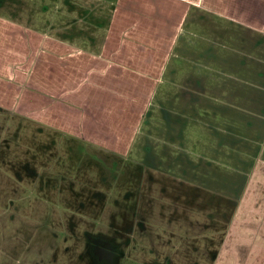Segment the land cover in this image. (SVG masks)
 <instances>
[{
  "label": "crops",
  "instance_id": "crops-1",
  "mask_svg": "<svg viewBox=\"0 0 264 264\" xmlns=\"http://www.w3.org/2000/svg\"><path fill=\"white\" fill-rule=\"evenodd\" d=\"M20 1L13 3L23 8ZM18 6L0 0V106L32 115L82 141L83 148L121 158L135 152L151 127L168 75L173 73L170 82L182 90H202L214 85V74L222 70L216 65H229V55L242 53L245 41L264 56V0H83L82 33L71 32L70 17L36 21ZM190 69L198 72L184 75ZM200 98L180 97L170 100L174 108L158 109L191 120L194 113L182 103L194 107ZM254 105L257 130L221 126L224 144L232 149L222 159L215 154L209 161L204 153L196 158L185 149L188 138L181 128L174 146L165 141L153 148L150 138L145 145V162L153 168L229 198L232 209L218 215L226 227L212 264H264V102ZM215 163L243 171L220 179Z\"/></svg>",
  "mask_w": 264,
  "mask_h": 264
},
{
  "label": "rangeland",
  "instance_id": "rangeland-1",
  "mask_svg": "<svg viewBox=\"0 0 264 264\" xmlns=\"http://www.w3.org/2000/svg\"><path fill=\"white\" fill-rule=\"evenodd\" d=\"M13 2L7 5L18 6ZM22 6L18 9L36 21L70 17L71 32H83V0H23ZM232 43L240 46L239 40ZM260 55L245 41L242 53L229 55V65H216L222 70L214 74V85L202 90H182L170 82L173 73L168 75L153 105L151 127L135 152L118 157L122 167L111 164L115 156L109 152L83 148L82 141L32 115L0 106V264H212L226 227L218 215L232 209L229 198L153 168L145 162V145L150 138L153 148L165 141L174 146L181 128L188 138L185 149L196 158L204 153L212 161L215 154L217 160L231 154L222 125L235 124L242 132L258 129L254 103L264 102ZM193 72L198 71L184 75ZM188 96L201 97L194 107L182 103L194 113L191 120L158 109L170 110V100ZM215 165L221 167L214 172L220 179L243 171Z\"/></svg>",
  "mask_w": 264,
  "mask_h": 264
},
{
  "label": "flooded vegetation",
  "instance_id": "flooded-vegetation-1",
  "mask_svg": "<svg viewBox=\"0 0 264 264\" xmlns=\"http://www.w3.org/2000/svg\"><path fill=\"white\" fill-rule=\"evenodd\" d=\"M97 156H98V155H97ZM97 156H96V157H97ZM111 156H115V158H112L113 161H111V164H113L114 166H117V167H118V166L122 167V166H121L120 159H118V157L121 158V156H116L115 154H111ZM97 158H98V157H97ZM103 158H104V157H103ZM108 158H110V157H108ZM100 159H101V158H100ZM100 159H99V160H100ZM107 163H108V161H107V159H106V160H104L103 165H104V164H107Z\"/></svg>",
  "mask_w": 264,
  "mask_h": 264
}]
</instances>
